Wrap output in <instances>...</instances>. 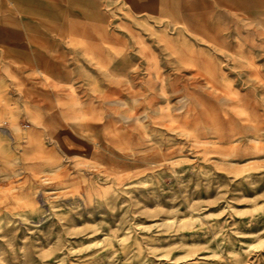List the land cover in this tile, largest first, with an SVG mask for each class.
I'll return each mask as SVG.
<instances>
[{
  "label": "rangeland",
  "instance_id": "obj_1",
  "mask_svg": "<svg viewBox=\"0 0 264 264\" xmlns=\"http://www.w3.org/2000/svg\"><path fill=\"white\" fill-rule=\"evenodd\" d=\"M0 1V264H264V0Z\"/></svg>",
  "mask_w": 264,
  "mask_h": 264
},
{
  "label": "bare ground",
  "instance_id": "obj_2",
  "mask_svg": "<svg viewBox=\"0 0 264 264\" xmlns=\"http://www.w3.org/2000/svg\"><path fill=\"white\" fill-rule=\"evenodd\" d=\"M1 2V1H0Z\"/></svg>",
  "mask_w": 264,
  "mask_h": 264
}]
</instances>
